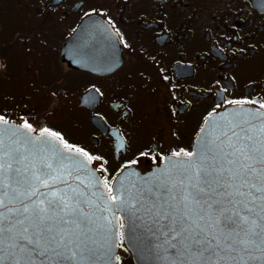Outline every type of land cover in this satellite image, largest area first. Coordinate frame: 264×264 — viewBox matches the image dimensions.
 <instances>
[{
  "label": "flooded vegetation",
  "instance_id": "flooded-vegetation-1",
  "mask_svg": "<svg viewBox=\"0 0 264 264\" xmlns=\"http://www.w3.org/2000/svg\"><path fill=\"white\" fill-rule=\"evenodd\" d=\"M87 22L82 69L63 50ZM261 105L264 0H0V117L99 157L108 190L193 153L214 115ZM120 223L116 264H136Z\"/></svg>",
  "mask_w": 264,
  "mask_h": 264
},
{
  "label": "snow or ice",
  "instance_id": "snow-or-ice-1",
  "mask_svg": "<svg viewBox=\"0 0 264 264\" xmlns=\"http://www.w3.org/2000/svg\"><path fill=\"white\" fill-rule=\"evenodd\" d=\"M24 127L31 130L27 122ZM260 131L264 133V124ZM241 132L243 135L234 133L240 142L231 145L232 152L221 149L215 153L205 142L202 162H185L195 166V171L187 182L180 179L179 185L187 191L171 197L176 203L163 207L167 204L165 197L177 187L167 179L151 185L145 181L148 186L139 192L137 204L157 217L172 255L193 257L180 264H220L216 257L225 250L239 253L264 248V227H259L264 221V141L255 147L247 142L252 139L248 130ZM44 133L57 136L48 129ZM16 143L20 147L6 146L4 132L0 131V264L5 255L14 264H76L77 257H83L89 248L82 239L89 230L83 213V206L91 202L89 193L71 186L66 179L71 175V169L65 171L66 158L51 145H36L31 140ZM21 148L36 158L45 151L55 152V166L32 163L21 167L28 159ZM75 151L89 161L100 159L79 148ZM77 166L83 167L79 161L71 162V168ZM112 199L115 202L116 198ZM158 201L161 207L157 210ZM257 212L259 219L253 215Z\"/></svg>",
  "mask_w": 264,
  "mask_h": 264
},
{
  "label": "water",
  "instance_id": "water-1",
  "mask_svg": "<svg viewBox=\"0 0 264 264\" xmlns=\"http://www.w3.org/2000/svg\"><path fill=\"white\" fill-rule=\"evenodd\" d=\"M89 23L81 26L77 34L69 40L63 50V59L73 67L89 69V63L86 55L78 57L71 54V48L78 43L82 33L85 32ZM0 120V131L4 132L5 145L11 148L20 147L17 140L21 144L25 140H31L33 144L39 145L46 142L58 153L66 158L64 163L68 166L65 169H71V175H67L66 179L72 187H78L89 193L88 199L91 201L83 206V213L88 219V231L84 239L89 248L83 257L78 256L76 264H116L117 254L120 241V219L124 220L123 235L125 241L133 253L136 264H180L181 260H192L189 254L181 253L178 256L172 255L168 250L170 244L166 242L167 238L161 235L160 224L156 223L157 217L137 204L140 199V190L149 185L158 183L161 179H167L168 183L176 184L165 200L168 205L177 201L172 200L173 195L179 196L186 192L187 189L179 185L181 178L187 182V177L191 176L195 171V166H189L185 162H193V165H199L202 162V152L205 142H208L215 149V153H220L223 149L225 153L233 151L231 145L239 143L234 133H240L241 129H247L249 136L252 137L248 143L255 147L261 146L264 141V133L260 131L264 124V112L250 110L243 107L229 108L222 113L216 114L209 118L204 124L201 132L196 138L193 148V155H174L165 161L164 164L158 166L147 173H141L134 169H125L114 181L111 192L107 189L101 176L92 166L91 162L84 156L77 153L74 149L64 146L62 140L58 137H52L47 133H38L33 129L29 130L24 125L14 122L4 123ZM22 154L28 156L26 161L21 163V167L25 164L53 163L57 155L55 152L45 151L38 158L33 157L27 150L21 148ZM214 153V154H215ZM212 155V154H210ZM72 161H79L83 167L77 166L71 168ZM183 174V176H182ZM81 180L84 181L81 184ZM99 181L98 183L96 181ZM85 185H88L87 187ZM61 187H66L60 185ZM47 191V189H42ZM95 193V195H91ZM112 197H115L113 202ZM161 202H157L156 209H160ZM259 219V213L253 214ZM259 227H264V221H261ZM258 227V230H259ZM220 264H264V248H253L248 252L235 253L231 250H225L221 257H216ZM3 264H14L11 259L5 255ZM38 264V262H37Z\"/></svg>",
  "mask_w": 264,
  "mask_h": 264
}]
</instances>
